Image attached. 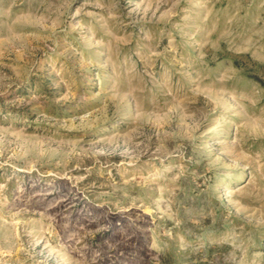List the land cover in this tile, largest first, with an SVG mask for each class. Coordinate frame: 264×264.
Here are the masks:
<instances>
[{"label": "rangeland", "instance_id": "obj_1", "mask_svg": "<svg viewBox=\"0 0 264 264\" xmlns=\"http://www.w3.org/2000/svg\"><path fill=\"white\" fill-rule=\"evenodd\" d=\"M0 264H264V0H0Z\"/></svg>", "mask_w": 264, "mask_h": 264}]
</instances>
